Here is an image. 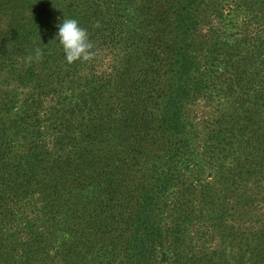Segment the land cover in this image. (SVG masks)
<instances>
[{
  "label": "trees",
  "instance_id": "1",
  "mask_svg": "<svg viewBox=\"0 0 264 264\" xmlns=\"http://www.w3.org/2000/svg\"><path fill=\"white\" fill-rule=\"evenodd\" d=\"M206 5L0 0V264H264V0Z\"/></svg>",
  "mask_w": 264,
  "mask_h": 264
},
{
  "label": "rangeland",
  "instance_id": "2",
  "mask_svg": "<svg viewBox=\"0 0 264 264\" xmlns=\"http://www.w3.org/2000/svg\"><path fill=\"white\" fill-rule=\"evenodd\" d=\"M236 1H242V0H206V2H207V5H206L207 7L205 10L206 19L209 21H213L215 19L218 20L217 24H218L219 28L216 29L215 31L221 32L222 37L226 41H230L231 37H233V35H234V33H233L234 31L241 32L240 30L235 29L237 27L236 25L238 24V19L241 20L242 19L241 16H247L246 11L242 10L239 12L241 14V16H239V18L230 19V17H227L226 19L223 20V16H222L223 13H224V15L230 16L229 14H231V9H232V7L235 6ZM204 8H205V6H204ZM247 11H250V10H247ZM229 21H231V22H229ZM211 25L213 26V24H209L208 28L209 27L211 28L212 27ZM239 27H242V26L240 25ZM248 28H250V27H248ZM248 31L246 32L248 35L247 49H250V50H252V52L255 53V52H257L258 45L261 43V41L258 40V36L256 35L258 30L250 29ZM229 33H231V35ZM224 34L230 35V36L226 37V36H224ZM261 38H262L261 40L264 41V36ZM230 43H232V40L230 41ZM194 174L196 176V179L201 183V185H208L211 182L215 181V176H214L215 174L213 172V168L209 165H206L205 168H203L199 171V173H194ZM166 210H167V211H165L166 217H169L170 211L168 209H166ZM166 217H164V219ZM229 220L232 223L231 217ZM231 223H229V225H231ZM169 259L170 260L166 264H177V263L173 262V260H174L173 258L170 257Z\"/></svg>",
  "mask_w": 264,
  "mask_h": 264
},
{
  "label": "clouds",
  "instance_id": "3",
  "mask_svg": "<svg viewBox=\"0 0 264 264\" xmlns=\"http://www.w3.org/2000/svg\"><path fill=\"white\" fill-rule=\"evenodd\" d=\"M56 39L62 45L65 60L68 63H74L78 60L87 61L93 56V52L91 51L93 44L90 40L89 33L74 18H64L58 24ZM41 55V49L37 48L35 58L39 59ZM32 59V56L28 57L29 61Z\"/></svg>",
  "mask_w": 264,
  "mask_h": 264
}]
</instances>
